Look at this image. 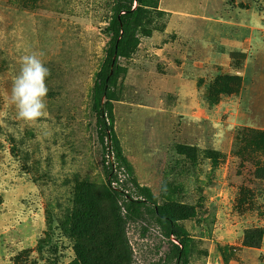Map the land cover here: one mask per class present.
Listing matches in <instances>:
<instances>
[{
	"label": "rangeland",
	"instance_id": "rangeland-1",
	"mask_svg": "<svg viewBox=\"0 0 264 264\" xmlns=\"http://www.w3.org/2000/svg\"><path fill=\"white\" fill-rule=\"evenodd\" d=\"M113 6L0 0V264L75 259L64 232L75 188L85 181L101 194L106 185L91 89ZM142 8L149 32L120 59L112 102L126 184L195 213L179 221L187 264H264V0H145ZM33 53L50 75L47 116L29 124L10 92ZM126 234L133 264H165L170 243L155 225L129 223Z\"/></svg>",
	"mask_w": 264,
	"mask_h": 264
},
{
	"label": "trees",
	"instance_id": "trees-1",
	"mask_svg": "<svg viewBox=\"0 0 264 264\" xmlns=\"http://www.w3.org/2000/svg\"><path fill=\"white\" fill-rule=\"evenodd\" d=\"M145 0H114L112 15L105 33L110 37L105 57L94 77L91 89V112L95 117L96 135L103 150L102 171L106 185L99 194L96 184L81 182L75 188L66 236L74 242L75 259L70 264H133L132 249L126 228L129 223L147 221L155 225L170 243L164 263L187 264L188 236L179 226L189 219L167 205L159 206L148 188L126 184L131 169L121 155L113 128L112 102L116 97L119 61L129 57L138 43V35L148 33L144 25ZM262 170H258L259 175ZM119 175L124 180L119 179ZM103 205L109 220H102ZM184 209V207H183ZM193 211V210H191ZM193 212L190 218H194ZM146 229L143 228V235Z\"/></svg>",
	"mask_w": 264,
	"mask_h": 264
},
{
	"label": "clouds",
	"instance_id": "clouds-1",
	"mask_svg": "<svg viewBox=\"0 0 264 264\" xmlns=\"http://www.w3.org/2000/svg\"><path fill=\"white\" fill-rule=\"evenodd\" d=\"M49 75L50 69L36 53L22 57L10 92V104L15 107L19 120L35 124L47 116L45 98L49 91L46 84Z\"/></svg>",
	"mask_w": 264,
	"mask_h": 264
}]
</instances>
